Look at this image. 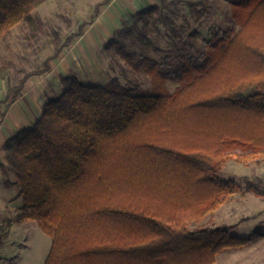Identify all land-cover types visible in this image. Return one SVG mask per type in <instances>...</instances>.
I'll return each mask as SVG.
<instances>
[{"label": "trees", "instance_id": "1", "mask_svg": "<svg viewBox=\"0 0 264 264\" xmlns=\"http://www.w3.org/2000/svg\"><path fill=\"white\" fill-rule=\"evenodd\" d=\"M44 1L0 0V37L21 21L34 30L32 12ZM233 6L238 28L210 27L205 55L147 59L149 89L62 75L61 92L43 102L38 118L5 139L0 171L14 174L21 204L2 222L37 223L51 241L43 264H212L220 251L264 237L263 225L245 236H235L234 225L190 228L240 190L219 175L227 160L264 158V0ZM83 24L54 40L42 68L21 70L0 99V123L27 79L44 73ZM103 49L131 62L118 37ZM8 73L0 65V78ZM182 77L169 91L165 80ZM242 181L264 199L260 178ZM1 229L0 245L8 234Z\"/></svg>", "mask_w": 264, "mask_h": 264}, {"label": "rangeland", "instance_id": "2", "mask_svg": "<svg viewBox=\"0 0 264 264\" xmlns=\"http://www.w3.org/2000/svg\"><path fill=\"white\" fill-rule=\"evenodd\" d=\"M233 1L140 0L138 5L131 7L116 2L112 6L99 8L98 17L94 20L98 28L94 31L96 27L91 26L94 23L93 19L91 22L94 7H83L76 0H45L32 12L34 30L29 28L26 21H21L11 29L9 36L0 37V65L9 68V73L0 78V99L5 90L22 76L21 70L42 68L43 60L54 52V40L59 38L60 42L66 41L67 36L77 32L83 23L81 32H85V35L72 39L61 52L62 55H68L72 46L73 50L77 49L80 53L79 60L66 69L60 64V68H57L55 65L58 58L53 59L49 61L44 73L27 79L21 94L26 88L27 91H33L38 86L45 91L38 92L34 97L26 95L12 106L10 113L31 109L27 118L23 119L20 115L16 117V127L31 125L38 118L40 104L61 92V76L71 72H76L85 83L103 84L116 77L126 87L149 89L150 80L144 71L147 59L160 60L164 56H170L173 60L182 59L183 56L197 58L207 52L203 40L208 38L210 27L238 28L236 14L233 15ZM149 5H156V10L152 15L141 18L138 12ZM239 12L237 8L236 13ZM112 36L126 44L131 62L113 51H104V44ZM143 37L153 45L143 43ZM49 72L51 75L46 77ZM183 78L166 79L165 85L169 91H173L184 82ZM219 175L223 179H236L240 190L228 197L216 210L191 224L190 228L210 224L234 225L233 234L245 236L257 226H264V199L248 191L242 181V177L247 176L260 178L264 182V158L247 164L227 160ZM13 179L15 176L10 170L6 174L0 171V195L4 196L0 200V227L8 231L0 245V264H42L49 249L50 238L37 223L26 220L7 228L2 222L4 217L13 214L10 203L16 188L6 186ZM212 264H264V237L253 239L248 246L240 249L227 248L220 251Z\"/></svg>", "mask_w": 264, "mask_h": 264}, {"label": "crops", "instance_id": "3", "mask_svg": "<svg viewBox=\"0 0 264 264\" xmlns=\"http://www.w3.org/2000/svg\"><path fill=\"white\" fill-rule=\"evenodd\" d=\"M77 2H81L82 4V6L83 7H94V8H96V7H98V8H100V7H102V6H106V7H108V6H112V5H114L116 2H119L120 3V5H123V6H126V7H131V6H134V5H138V3L140 2V0H76ZM98 16H96L94 19H93V21L97 18ZM91 22H92V20H91ZM91 26H92V28H95L96 27V29L94 30V31H96L97 30V26L95 25V21H94V23H92L91 24ZM94 31H92V32H94ZM85 35V32L82 34V32L80 33V35L79 36H76L74 39H76L77 37L79 38H81V37H83ZM80 53H78L77 52V49H74L73 50V48H72V46H71V48H70V53L68 54V55H62V53H60L55 59H57L58 58V62H57V64L55 65L57 68L59 67V64H60V66L63 68V67H65L66 69H69V66L71 65V64H75V62H76V60H79L78 58H80ZM55 68V67H54ZM60 68V67H59ZM52 70H53V68H52ZM59 72V71H58ZM71 73H73V72H71ZM74 74L76 75V72H74ZM49 75H51V72H49V74H47L46 75V77L47 76H49ZM27 82V81H26ZM26 84V83H25ZM46 84V83H45ZM45 90H40L39 89V86L37 87V88H35L33 91H27V88L24 90V93H22L21 95H19V97L12 103V104H10V106H9V108H8V110H7V113H6V115H5V117H4V119L2 120V122L0 123V162L1 163H6V160H5V157H4V153H3V150H2V144H3V142L5 141V139L7 138V137H9L12 133H13V131H15L16 129H19V128H22V127H16V124H15V119H16V117L17 116H21V117H23V119L24 118H27L28 117V114L29 113H31V109H27V111H20V112H13V113H10V109L12 108V106L14 105V104H16L17 103V101L20 99V98H23V97H26V95H31L32 97H34L35 95H37V93L39 92V93H43ZM42 104H43V102L40 104V106H39V114H38V116L40 115V110H41V106H42ZM10 120V123L8 122ZM12 120V121H11ZM30 126V125H29ZM24 127H28V126H24ZM15 128V129H14ZM12 181V182H11ZM10 182H7V187H11V186H14L15 188H16V190H15V196L13 197V200L11 201V203H10V207L12 208V209H14L16 206H19L20 204H21V199L19 198V196H18V191H19V187H18V185L15 183V179H13V180H11ZM4 198V196L3 195H0V200H2ZM14 224V223H13ZM13 224H12V226H13ZM11 226V227H12ZM10 227V228H11ZM51 242V241H50ZM49 247H50V243H49ZM48 251H49V249H48ZM48 251H47V253L45 254V257H44V259H43V261H42V264L44 263V261H45V258H46V256H47V254H48Z\"/></svg>", "mask_w": 264, "mask_h": 264}]
</instances>
